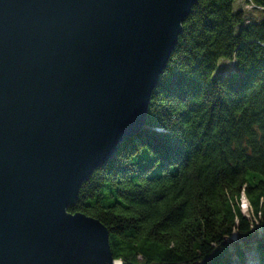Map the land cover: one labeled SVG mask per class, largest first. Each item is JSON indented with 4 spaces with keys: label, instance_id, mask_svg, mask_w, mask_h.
Wrapping results in <instances>:
<instances>
[{
    "label": "water",
    "instance_id": "1",
    "mask_svg": "<svg viewBox=\"0 0 264 264\" xmlns=\"http://www.w3.org/2000/svg\"><path fill=\"white\" fill-rule=\"evenodd\" d=\"M197 0H0V264H118L80 186L146 123Z\"/></svg>",
    "mask_w": 264,
    "mask_h": 264
},
{
    "label": "trees",
    "instance_id": "2",
    "mask_svg": "<svg viewBox=\"0 0 264 264\" xmlns=\"http://www.w3.org/2000/svg\"><path fill=\"white\" fill-rule=\"evenodd\" d=\"M234 1L197 0L145 125L67 209L105 226L121 264H249L234 235L264 264V0H245L254 18ZM219 59L234 70L214 76Z\"/></svg>",
    "mask_w": 264,
    "mask_h": 264
},
{
    "label": "rangeland",
    "instance_id": "3",
    "mask_svg": "<svg viewBox=\"0 0 264 264\" xmlns=\"http://www.w3.org/2000/svg\"><path fill=\"white\" fill-rule=\"evenodd\" d=\"M246 5H251V3L246 2L245 0H235L233 3V9L234 11L236 10H243L245 15H249L250 13H256V11H250L247 10L248 8H244ZM252 7V6H251ZM235 65L233 64L232 61L226 60V59H219L218 61V70L217 72L214 74V76L217 75H221L222 73H230L231 71L234 70ZM248 209V208H247ZM245 207H242V213L246 216V217H251V213L250 210H247ZM253 232L255 233L254 235H257V237H260L263 233L262 230L257 227L255 228V230L253 229ZM233 244H237V246L244 252V256L247 259V262H249V264L252 263L253 258H255L254 256V241L253 240H248V244H244L242 240H239L236 238V236H232L229 240V245L231 250L234 249ZM121 264V263H118Z\"/></svg>",
    "mask_w": 264,
    "mask_h": 264
},
{
    "label": "built area",
    "instance_id": "4",
    "mask_svg": "<svg viewBox=\"0 0 264 264\" xmlns=\"http://www.w3.org/2000/svg\"><path fill=\"white\" fill-rule=\"evenodd\" d=\"M242 207H245L246 209L248 208L250 210L249 204H248L246 198L243 195H242V197L240 199V208L242 209Z\"/></svg>",
    "mask_w": 264,
    "mask_h": 264
},
{
    "label": "crops",
    "instance_id": "5",
    "mask_svg": "<svg viewBox=\"0 0 264 264\" xmlns=\"http://www.w3.org/2000/svg\"><path fill=\"white\" fill-rule=\"evenodd\" d=\"M245 8V7H244ZM252 18H254V17H259L260 16V14H259V12H257V13H253V14H251L250 15Z\"/></svg>",
    "mask_w": 264,
    "mask_h": 264
}]
</instances>
